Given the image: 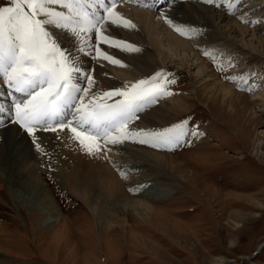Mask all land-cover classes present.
I'll list each match as a JSON object with an SVG mask.
<instances>
[{"label": "rangeland", "instance_id": "1", "mask_svg": "<svg viewBox=\"0 0 264 264\" xmlns=\"http://www.w3.org/2000/svg\"><path fill=\"white\" fill-rule=\"evenodd\" d=\"M205 4L264 40V0H240L234 14L226 11L223 0ZM134 8L146 10L139 6ZM253 11H258L256 17H250ZM241 15L247 22H242ZM156 37L160 51L168 57L159 70H165L169 74L167 78L175 81L170 84L171 98L185 100L179 105L183 109L177 110V105L164 108L159 97L138 114L139 118L132 121L130 127L162 129L187 119L200 135H189L190 143L171 150L146 144L133 146L175 157L177 163H183L185 171L195 173L191 180L199 190L183 181L178 170L174 174L163 170L158 180L164 184L147 186L158 189L152 199L147 198L150 197L148 191L138 181L139 177H151L153 173L148 169L133 171L137 160H118L127 172L118 175V170L112 171L123 181L124 192L130 197L147 196L145 199L155 210L144 216V222L128 212L126 224L132 229L126 228L124 235L112 232L109 236L108 230L118 226L113 221L120 215L107 216L105 208L91 204L93 211H97V216L92 217L86 206L68 194L66 186L48 175L33 173L35 184L47 193L61 216L56 223L47 226L43 221L51 212L46 215L20 204L21 194L13 196L1 178L0 264H264V101L255 104L250 95L238 87L239 80L225 79L256 73L264 79V56L231 40L217 41L207 49L187 37L182 38L190 41L188 50L176 52L164 36ZM197 51L205 52L208 58ZM213 52L217 65L211 58ZM202 59L212 66V70L206 68L213 76L206 78L211 84L213 81L224 84L244 96L238 106L231 109L229 101L225 105L218 102L207 106L206 101L198 97L199 84L193 78L206 80L204 69L199 67ZM184 63L189 68L184 67ZM84 64L89 67L87 62ZM218 65H224L223 72L217 70ZM219 74L222 75L217 78ZM255 117L259 121H255ZM43 134L54 138L55 133L49 130ZM108 149L109 146L103 151L107 155ZM30 164L42 169L37 162ZM124 177H128L127 180ZM205 189L207 196L203 197L200 190ZM236 193L241 197H236ZM104 236L109 251L102 244Z\"/></svg>", "mask_w": 264, "mask_h": 264}, {"label": "snow or ice", "instance_id": "2", "mask_svg": "<svg viewBox=\"0 0 264 264\" xmlns=\"http://www.w3.org/2000/svg\"><path fill=\"white\" fill-rule=\"evenodd\" d=\"M120 0H0V81L7 86L10 106L0 103V127H12L41 151L40 131H64L88 155L107 151L108 145L124 141L156 149H175L200 135L187 119L162 129L130 127L145 107L170 95L168 73L161 69L131 84L92 92L95 79L83 58L122 61L102 50L136 51V46L109 33V28H134L117 11ZM208 4L216 0H205ZM240 0H223L226 11L235 13ZM165 22L181 35L198 29L177 26L161 13ZM242 22H247L243 20ZM252 23H256L253 21ZM73 41L64 47L57 33ZM216 65V57L213 56ZM230 66V64H229ZM218 71L224 65L217 66ZM78 78L85 83L81 84ZM247 81V76L225 77Z\"/></svg>", "mask_w": 264, "mask_h": 264}, {"label": "bare ground", "instance_id": "3", "mask_svg": "<svg viewBox=\"0 0 264 264\" xmlns=\"http://www.w3.org/2000/svg\"><path fill=\"white\" fill-rule=\"evenodd\" d=\"M120 1V3H117V11L123 17L131 20L135 27L131 29L112 27L109 28V33L118 39L134 44L138 50L122 51L119 48H109L107 45H101L102 50L120 59L122 65H115L102 59L91 60L87 58L86 60L88 61H83V64L86 62L88 63L89 67H87L86 64H84V66L92 70V75L95 79V86L91 89L92 92L131 84L136 80L151 76L161 67H164V60L168 59V57L159 49L160 43L156 37L158 34L164 36L166 41H168L169 45H171L176 52H186L190 45V41L186 39L193 38L198 43L208 47L207 49H209L211 45L213 46V43L217 41L231 40L246 49H250L255 54L264 56L263 39L249 33L247 29L236 25L220 11L206 6L204 0ZM139 1H144L143 6L151 9L146 8V10H144L134 8V6L139 5L138 3L135 4ZM123 4L131 5L133 8H123ZM154 8L156 10L155 12H153ZM161 13H164L174 25L196 27L198 29V34L181 35L165 22ZM257 13L258 11H253L250 17H256ZM158 17L162 22H159L157 19ZM53 31L57 33L58 40L64 47H72L73 41L67 34H60L59 30L55 29ZM173 33H175L176 36H174ZM182 37L187 38L184 39ZM196 53L202 56L205 52L197 51ZM213 54L214 52L211 58L216 55ZM208 56L206 55L207 58ZM204 60L205 59H202L199 62V67L204 69V77L206 79L212 75V73H209L211 72L210 69L209 72H207L206 68H211L212 70V66ZM185 64L186 63L183 64L184 67L189 68L187 65L185 66ZM199 72H201V69ZM221 75H217V78H219L218 76L221 77ZM260 76L259 73L252 74L247 76L248 79L246 82L242 80L238 82V87L247 92L250 98L255 101V104L258 101H264V79H260ZM258 78L259 80L257 81L259 82L256 81ZM193 79L199 84L198 97L204 99L207 106L209 104L214 106L218 104V102H221V105H225L229 101L228 106L232 109L235 105L238 106L244 99V96L233 92V90L224 84L215 81L211 84L209 79L201 82L200 78L198 79L195 76ZM78 80L81 84L85 83L80 78H78ZM0 85L2 86L0 89V96L2 97L3 94L4 101H7L5 105L7 106L8 104V106H10L11 101L7 94L8 92L3 90L5 88L2 83H0ZM6 90L8 89L6 88ZM160 101H162L161 105L164 106V108L177 105V110H180L183 109V107L179 105L185 100L175 101L174 97L171 98L170 94L161 96ZM142 120H144L143 117ZM254 120L259 121L257 117H255ZM147 125L150 126L148 122ZM43 133L45 132L40 131L38 134V140L41 144V151H38L31 144L30 139L21 135L15 128L10 126L0 128V179L2 178L5 180L7 189L13 196H15L16 193L21 194L19 197L20 204H27L31 210L37 209L40 213H46V215L47 212H51V214H48L44 219V226L56 223L61 216L59 212L56 211L47 193L35 184L34 171H36L37 176L42 174L48 175V177L66 186L68 194L72 195L74 199L86 206L92 217L95 218V216H97L95 215L97 211H93L91 204L95 205L96 208H105L107 210V216L110 213H117L116 216L120 215L119 217H115V219L112 218L115 220L113 224H117L118 226L110 229L108 227L109 230L107 234H111L112 232L126 234V228L129 227L132 229L130 225L127 226L126 224L128 223V212L132 213L133 217L141 219V221L144 222V216H146L148 212L155 210V207L145 199L147 196L130 197L125 193L126 191L124 192L125 188L123 181L120 182L119 179L116 178L117 176L113 174L116 172L112 171L113 169L118 170V175H122V172H127L124 166L120 164L122 161L117 163L118 160H137L135 164L136 167L134 168L135 170L133 171L138 172V170L142 171L143 169H148L153 173L151 177L145 178L142 176V178L139 177V181L137 179L138 183L141 182L140 185L148 191L147 194L150 195V197L147 198L152 199L155 194L158 193V189L154 190L152 187L148 188L147 186L155 185L157 187L159 184H164V182L158 180L159 174H161L160 172H163V170L169 171L171 174H174V172L178 170L183 181L186 183L190 182L195 190H199L197 184L191 180V178L195 176V173L193 171H185L183 163H177L174 156L175 159L153 151L136 149L133 145L140 144L138 142L124 141L118 145H108L110 148L108 149L110 151L109 155L103 152V148L99 154L88 155L80 148L78 142L70 138L67 134V129L64 131L57 129L52 136L54 138H50L48 134ZM40 139H42V142ZM206 158L208 157L206 156ZM109 159H111V161ZM33 161L37 162L42 169L33 168L30 164ZM127 178L125 179L124 177L123 179L127 180ZM129 181L130 180H128V182ZM207 189L209 190V188ZM207 189L200 190L203 197L207 196ZM240 195L241 194L236 193V197L239 198L241 197ZM141 214H143V217ZM97 224L98 222L95 223V226H97ZM102 244L106 245L108 251L110 250L105 236L102 240ZM85 247L86 249L88 248L87 246Z\"/></svg>", "mask_w": 264, "mask_h": 264}]
</instances>
